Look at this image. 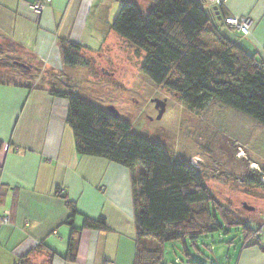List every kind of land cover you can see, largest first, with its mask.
Masks as SVG:
<instances>
[{"label": "crops", "instance_id": "crops-1", "mask_svg": "<svg viewBox=\"0 0 264 264\" xmlns=\"http://www.w3.org/2000/svg\"><path fill=\"white\" fill-rule=\"evenodd\" d=\"M38 1L0 0V34L21 48L24 60L63 72L60 40L66 39L97 61L117 63L119 43L125 42L111 23L120 0H47L36 12ZM132 1L144 13L152 6L150 0ZM222 13L249 20L247 35L236 29L225 35L264 63V0H226ZM67 106L47 87L0 82V218L10 216L6 224L0 219V264H135L131 171L76 152ZM62 194L78 212L72 225ZM101 216L106 228L83 227L84 217ZM72 227L76 255L69 261ZM261 239H243L225 263L264 264Z\"/></svg>", "mask_w": 264, "mask_h": 264}, {"label": "trees", "instance_id": "trees-1", "mask_svg": "<svg viewBox=\"0 0 264 264\" xmlns=\"http://www.w3.org/2000/svg\"><path fill=\"white\" fill-rule=\"evenodd\" d=\"M150 1L152 6L144 13L136 2L120 0L111 23L117 35L144 53L141 72L190 110L204 109L214 99L264 126V63L225 35L226 30L234 28L224 22V4L216 7V14L215 6L206 5L204 0ZM84 49L78 43L61 39L63 65L89 66L93 58ZM17 62L12 64L18 65ZM48 92L67 100L65 120L73 131L79 155L103 157L130 169L135 264H160L165 243L179 241L186 247L189 241L194 245L220 227L218 217L227 223L229 216L216 207L203 174L184 157L133 131L118 111L100 107L70 91ZM261 174L264 172L258 173L259 179ZM256 182L264 191V182ZM61 197L69 211L66 222L72 225L78 214L75 204L66 195ZM247 221L227 223L242 225L245 244L260 238L257 230L246 226ZM83 227L106 228L105 218L84 217ZM76 233L72 227L65 255L69 261L75 259ZM146 238L154 239L157 246L147 247Z\"/></svg>", "mask_w": 264, "mask_h": 264}, {"label": "rangeland", "instance_id": "rangeland-1", "mask_svg": "<svg viewBox=\"0 0 264 264\" xmlns=\"http://www.w3.org/2000/svg\"><path fill=\"white\" fill-rule=\"evenodd\" d=\"M119 51L115 65L107 58H93L87 67L66 66L55 72L40 61L24 60L21 48L0 34V82L70 91L96 105L113 106L133 131L181 155L203 174L216 207L229 216L227 223L249 220L246 226L264 241V191L256 182L261 180L258 173L264 172V127L214 99L204 109H188L141 72L143 52L127 42L119 43ZM243 203L254 209H244ZM218 218L220 227L194 245L165 243L162 263L226 264L233 259V248H240L243 241L242 225ZM145 245L154 248L157 243L146 238Z\"/></svg>", "mask_w": 264, "mask_h": 264}, {"label": "built area", "instance_id": "built-area-1", "mask_svg": "<svg viewBox=\"0 0 264 264\" xmlns=\"http://www.w3.org/2000/svg\"><path fill=\"white\" fill-rule=\"evenodd\" d=\"M205 4L208 6L219 7L223 5L226 0H204ZM47 3V0L38 1L36 4L32 5V8L36 12H40L43 5ZM224 22L227 23L231 28L238 30L241 34L247 35L249 33V20L247 18H236V17H225ZM102 188V187H101ZM10 216L4 214L1 216V222L4 224L9 222ZM256 235V234H255Z\"/></svg>", "mask_w": 264, "mask_h": 264}, {"label": "water", "instance_id": "water-1", "mask_svg": "<svg viewBox=\"0 0 264 264\" xmlns=\"http://www.w3.org/2000/svg\"><path fill=\"white\" fill-rule=\"evenodd\" d=\"M213 10H215V13H216V14L218 13V11L216 10V7H214ZM218 18H220V17H218ZM17 64H18L20 67H23V68H25V69L28 68V66H27L26 64H24V63L17 62ZM107 109H109L110 111H116V112H117V110H116L113 106H108ZM242 206H243L246 210H250V211H252V210L254 209L252 206H249V205H247L246 203H243Z\"/></svg>", "mask_w": 264, "mask_h": 264}, {"label": "bare ground", "instance_id": "bare-ground-1", "mask_svg": "<svg viewBox=\"0 0 264 264\" xmlns=\"http://www.w3.org/2000/svg\"><path fill=\"white\" fill-rule=\"evenodd\" d=\"M251 166H252V167H255L256 165L252 163ZM263 180H264V179H263Z\"/></svg>", "mask_w": 264, "mask_h": 264}]
</instances>
